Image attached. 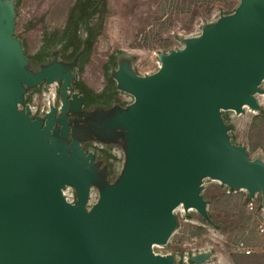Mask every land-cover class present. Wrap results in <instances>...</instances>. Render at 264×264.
<instances>
[{
    "label": "water",
    "instance_id": "1",
    "mask_svg": "<svg viewBox=\"0 0 264 264\" xmlns=\"http://www.w3.org/2000/svg\"><path fill=\"white\" fill-rule=\"evenodd\" d=\"M0 264H155L154 243H166L175 207L206 212L200 194L210 175L264 194V164L229 141L221 109L257 105L264 79V0H242L234 18L187 48L164 56L147 77L127 72L122 83L136 95L129 129L125 179L101 192L88 224L80 214L89 156L73 141L57 154L58 138L18 108L23 85L50 76L55 64L33 72L14 35V17L0 0ZM71 101L79 108L78 93ZM55 116V107L51 117ZM68 133V120L62 121ZM43 136V137H42ZM63 183L79 190L68 202ZM87 224V225H86Z\"/></svg>",
    "mask_w": 264,
    "mask_h": 264
},
{
    "label": "rangeland",
    "instance_id": "2",
    "mask_svg": "<svg viewBox=\"0 0 264 264\" xmlns=\"http://www.w3.org/2000/svg\"><path fill=\"white\" fill-rule=\"evenodd\" d=\"M11 6L14 35L24 51L25 65L36 72L55 64L50 76L34 86L23 85L18 108L46 128L68 120V133L59 136L52 152L77 142L89 164L85 168V213L101 192L125 179L130 160L129 129L116 123L131 117L136 95L124 86L125 71L136 77L158 72L164 56L187 48L237 14L242 0H4ZM3 1V2H4ZM0 14L2 7L0 5ZM91 35L86 51L73 54L81 37ZM62 80V81H61ZM61 87H59V83ZM66 82V83H64ZM252 92L256 106L221 109L229 141L242 147L253 162L264 164V134L252 129L253 118L264 113V79ZM53 90V91H52ZM77 92L81 106L74 100ZM58 112L51 117L53 107ZM50 116L40 115L42 110ZM70 118L68 119V115ZM45 117V118H44ZM55 124L58 125L56 122ZM63 125V124H62ZM56 127V126H55ZM53 135H50L49 141ZM68 184V198L79 203V190ZM206 212L174 209L176 225L166 243L153 247L163 264H263L264 194L231 186L207 175L200 184ZM72 190V191H71ZM229 193L246 203L252 218L240 226L236 216L213 209V200ZM70 196V197H69ZM156 251V252H155Z\"/></svg>",
    "mask_w": 264,
    "mask_h": 264
},
{
    "label": "trees",
    "instance_id": "3",
    "mask_svg": "<svg viewBox=\"0 0 264 264\" xmlns=\"http://www.w3.org/2000/svg\"><path fill=\"white\" fill-rule=\"evenodd\" d=\"M4 6L7 12H11V6L5 1ZM0 20L6 22V15L0 14ZM92 41L93 37L91 35L81 37L78 46H75L73 49V54L84 50L87 51L91 47ZM252 129L258 130L259 133H262V135L264 134V113L257 114L253 118ZM212 202L213 209L217 211H225L232 216H236L241 227L245 226L246 223H248V221L252 218V213L248 210L246 203H242L240 198L234 203L229 193H221L220 195L216 196Z\"/></svg>",
    "mask_w": 264,
    "mask_h": 264
},
{
    "label": "bare ground",
    "instance_id": "4",
    "mask_svg": "<svg viewBox=\"0 0 264 264\" xmlns=\"http://www.w3.org/2000/svg\"><path fill=\"white\" fill-rule=\"evenodd\" d=\"M53 91V90H52ZM248 106L247 104L245 105V107ZM43 137V136H42ZM68 184L67 183H63L62 186H61V192H62V195L64 196V198L66 200H68V194H67V191H68ZM72 191V190H71ZM70 197V196H69ZM182 203H180L177 207H176V210L180 208ZM188 209H193L192 206H186ZM85 208L84 207H80V214L84 217V219L86 220L87 224L89 223L88 220H89V216L85 213ZM181 209V208H180ZM182 210V209H181ZM86 224V225H87ZM158 245V243H154V246ZM156 252V251H155ZM154 262L155 264H163V259L160 257V255H157L156 253H154Z\"/></svg>",
    "mask_w": 264,
    "mask_h": 264
},
{
    "label": "flooded vegetation",
    "instance_id": "5",
    "mask_svg": "<svg viewBox=\"0 0 264 264\" xmlns=\"http://www.w3.org/2000/svg\"><path fill=\"white\" fill-rule=\"evenodd\" d=\"M61 81H62V80H61ZM61 83H62V82L59 83V87H61ZM64 83H66V82H64ZM83 101H84V100H83ZM57 112H58V107H57V105H55V115L57 114ZM40 115H45V117H46V116H50V115L48 114V112H47V109H46V111H45V108H44V111L42 110V113H40ZM70 115H71V114L68 115V119L70 118ZM45 117H44V118H45ZM56 122L58 123L59 126H57V124H55ZM56 122H54V124H52V126H51V134H52L53 136H56V137L59 139V136H60V134L62 133L63 128H62V124H60V122H59L58 119H57ZM55 126H56V127H55Z\"/></svg>",
    "mask_w": 264,
    "mask_h": 264
},
{
    "label": "built area",
    "instance_id": "6",
    "mask_svg": "<svg viewBox=\"0 0 264 264\" xmlns=\"http://www.w3.org/2000/svg\"><path fill=\"white\" fill-rule=\"evenodd\" d=\"M67 201L70 202L69 199ZM70 203H73V202H70Z\"/></svg>",
    "mask_w": 264,
    "mask_h": 264
}]
</instances>
